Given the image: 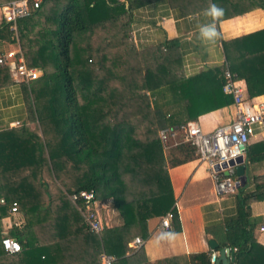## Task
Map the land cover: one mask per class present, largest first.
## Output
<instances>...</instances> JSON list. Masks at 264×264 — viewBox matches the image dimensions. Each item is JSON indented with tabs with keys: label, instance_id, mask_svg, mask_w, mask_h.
I'll return each instance as SVG.
<instances>
[{
	"label": "trees",
	"instance_id": "16d2710c",
	"mask_svg": "<svg viewBox=\"0 0 264 264\" xmlns=\"http://www.w3.org/2000/svg\"><path fill=\"white\" fill-rule=\"evenodd\" d=\"M154 1L42 0L17 20V38L1 19L0 41H18L26 64L42 73L21 83L24 122L0 129V223L14 213L22 221L0 226V264H99L102 250L114 264H146L143 245L128 243L147 239V219L168 211L172 230H181L166 166L196 156L188 142L166 150L159 130L232 104L222 90L225 69L244 81L248 98L264 95V27L222 40L223 63L187 74L167 45L148 48V57L130 38L131 11ZM168 1L183 15L214 6L217 20L264 8V0ZM10 79L0 65V86ZM263 158L264 141L247 145L246 161ZM260 179L254 177V191L239 194L235 218L205 228L220 235L215 251L230 248L229 264H264L249 206L264 198ZM82 189L93 191L92 208L111 201L122 222L90 231L66 194ZM5 236L20 250L7 252ZM210 254L161 264H213Z\"/></svg>",
	"mask_w": 264,
	"mask_h": 264
},
{
	"label": "crops",
	"instance_id": "0c3cea01",
	"mask_svg": "<svg viewBox=\"0 0 264 264\" xmlns=\"http://www.w3.org/2000/svg\"><path fill=\"white\" fill-rule=\"evenodd\" d=\"M213 9L214 6H211L183 15L168 0L141 5L131 11L130 38L138 53L148 54V48L153 50L167 45L168 57L180 56L187 74L220 65L224 62L222 40L264 27V8H252L219 20ZM1 19L0 8V23ZM16 47L20 48L18 41H0V52ZM23 85L11 78L0 86V129L24 122L26 106ZM258 97L264 98V95ZM233 116L234 106L229 104L199 115L193 122L198 123L203 131L209 132L217 125L231 121ZM253 130L248 145L262 141L261 128L254 126ZM243 164L245 184L223 194L215 192L208 166L197 156L183 163L167 164L181 230L160 228L163 215L148 218L149 236L143 243L146 264H161L164 258L172 256L184 261L192 252L215 251L209 248L208 240L212 238L218 243L216 237L220 238V235H216V229L213 230L215 234L206 233V226L224 223L237 216L238 196L256 189L255 176L263 177L258 183H264V158L246 161L244 155ZM110 202H98L94 209L106 226L118 225L122 219ZM249 206L251 219L255 223L254 235L264 245V230H260L264 226V198L251 201ZM12 223L21 224L20 215L11 214L2 219L0 226L5 231Z\"/></svg>",
	"mask_w": 264,
	"mask_h": 264
},
{
	"label": "built area",
	"instance_id": "2783aa9c",
	"mask_svg": "<svg viewBox=\"0 0 264 264\" xmlns=\"http://www.w3.org/2000/svg\"><path fill=\"white\" fill-rule=\"evenodd\" d=\"M42 0H10L1 5L3 21L10 24L17 38L16 24L19 18L28 16L37 9ZM0 65L9 67L10 76L14 82L26 83L41 75L40 69L28 66L19 47L0 52ZM234 73L228 69L224 71L225 81L222 86L224 93L231 94L233 98L234 116L231 121L217 125L209 132L202 130L196 122L189 121L179 127H164L158 132L163 146L168 143L177 145L188 142L195 147L196 156L204 161L214 182L217 194L234 191L238 188L239 179L236 174V158L244 159L249 138L254 134V126L262 130L261 140L264 141V98L255 96L248 98L245 93V83L242 79L234 78ZM17 124V122H16ZM14 124V125H16ZM70 201L81 212L86 226L90 231L99 233L104 223L99 219L97 211L92 208L94 193L92 190L82 189L69 194ZM79 201H82L79 203ZM13 203L11 211H16ZM172 213L166 212L160 219L159 226L163 230L172 229ZM264 230V226L260 227ZM144 239L136 236L130 246L137 248L143 245ZM3 248L10 253L20 250L19 242L9 236L1 239ZM218 251H212L210 262L214 264ZM115 256L102 250L99 264H114Z\"/></svg>",
	"mask_w": 264,
	"mask_h": 264
},
{
	"label": "water",
	"instance_id": "95a60500",
	"mask_svg": "<svg viewBox=\"0 0 264 264\" xmlns=\"http://www.w3.org/2000/svg\"><path fill=\"white\" fill-rule=\"evenodd\" d=\"M236 163H237L236 169H237V174H238V179H239V184H238V187H239L241 185L243 186L246 182L245 177L243 175L245 166L243 164L242 156H238L236 158ZM208 244H209V248L212 250L218 248V243L212 238L208 240ZM229 254H230L229 247H221L219 249V254L214 261V264H229V258H228Z\"/></svg>",
	"mask_w": 264,
	"mask_h": 264
},
{
	"label": "rangeland",
	"instance_id": "374dc122",
	"mask_svg": "<svg viewBox=\"0 0 264 264\" xmlns=\"http://www.w3.org/2000/svg\"><path fill=\"white\" fill-rule=\"evenodd\" d=\"M1 7V6H0ZM39 69V68H38ZM40 71H41V73H42V70L40 69ZM171 146V144L170 143H168L167 145H166V150H167V148H169ZM67 194V197H68V199H69V194L68 193H66ZM69 201H70V199H69ZM18 213H16V215H17Z\"/></svg>",
	"mask_w": 264,
	"mask_h": 264
},
{
	"label": "clouds",
	"instance_id": "9594fccd",
	"mask_svg": "<svg viewBox=\"0 0 264 264\" xmlns=\"http://www.w3.org/2000/svg\"><path fill=\"white\" fill-rule=\"evenodd\" d=\"M214 11H217L215 8L213 9Z\"/></svg>",
	"mask_w": 264,
	"mask_h": 264
},
{
	"label": "bare ground",
	"instance_id": "6f19581e",
	"mask_svg": "<svg viewBox=\"0 0 264 264\" xmlns=\"http://www.w3.org/2000/svg\"><path fill=\"white\" fill-rule=\"evenodd\" d=\"M225 81V80H224ZM224 83V82H223Z\"/></svg>",
	"mask_w": 264,
	"mask_h": 264
}]
</instances>
